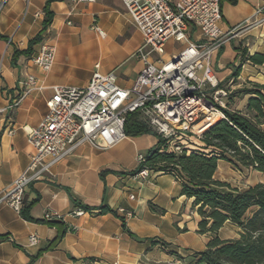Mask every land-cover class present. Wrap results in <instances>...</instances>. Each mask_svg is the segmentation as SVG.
Returning <instances> with one entry per match:
<instances>
[{"label": "crops", "instance_id": "crops-1", "mask_svg": "<svg viewBox=\"0 0 264 264\" xmlns=\"http://www.w3.org/2000/svg\"><path fill=\"white\" fill-rule=\"evenodd\" d=\"M47 1L0 0V33L7 38H0V108L4 109L0 113V199L29 163L33 148L28 132L47 112L52 85L84 86L95 64L100 63L102 72L116 71L118 83L129 87L143 67L134 57L143 36L121 0H98L93 4L71 0L51 2L54 20L43 33V39L49 38L56 46L52 69L48 73L29 69L30 56L25 54L14 61L15 48L27 49L29 40L42 31ZM221 7L222 30L234 29L215 58V73L223 83L233 74L231 65L239 57L241 44L264 49V0L236 3L222 0ZM95 21L105 31L104 36L92 29ZM196 34L192 27L191 38L195 39ZM168 44V55L184 46L183 42L181 47L168 49ZM33 48L38 50L40 43ZM30 72L37 77L33 87L27 83ZM30 87L32 90L17 107H8L12 98L21 96ZM157 143L156 135L143 134L127 136L107 149L88 143L80 145L53 165L45 178L27 187L23 206L32 203L30 216L34 221L25 219L8 202H0V264H88L90 258L100 260L101 264L173 261L175 255L158 249V241L182 256L183 251L204 250L208 242L199 246L203 236L195 233L198 221L193 228L187 222L189 214L197 213L191 207L193 199L181 194V182L169 173H159L145 181L132 174L139 165L138 154L146 153ZM226 164L231 163L220 160L218 169ZM217 174L218 170L215 177ZM70 194L80 204L93 208L124 207L132 216L121 215L137 237H131L112 213L73 216L71 211L76 206ZM131 194L134 199H130ZM48 210L58 212L64 219L54 220L57 225L35 221L43 219ZM62 229L66 233L61 241L55 248L47 249ZM32 234L38 236L35 244L29 243Z\"/></svg>", "mask_w": 264, "mask_h": 264}, {"label": "built area", "instance_id": "built-area-1", "mask_svg": "<svg viewBox=\"0 0 264 264\" xmlns=\"http://www.w3.org/2000/svg\"><path fill=\"white\" fill-rule=\"evenodd\" d=\"M93 4L98 0H71ZM126 13L143 36L135 57L143 67L129 87L118 83L116 71L102 72L96 63L89 82L84 86H51L52 95L47 100V112L38 125L28 132L33 151L29 163L13 181L10 189L0 199L21 212L23 198L31 182L46 177L50 168L61 162L80 145L88 143L107 149L128 135L126 117L139 111L147 125L167 143L171 151L181 152L193 130L207 112L220 110L224 103L219 99L231 92L223 87L216 76L213 61L230 40L234 29L222 30L221 0H121ZM70 24V22H69ZM192 27L196 37L190 36ZM92 29L100 36L105 31L95 21ZM183 41L182 49L168 55L170 41ZM56 46L45 38L40 48L29 58V69L37 68L48 73L54 64ZM37 77L28 73V86L36 84ZM27 88L21 96L9 102L17 107L30 93ZM215 101V102H214ZM4 109L0 108V113ZM225 115V114H224ZM225 118V117H224ZM140 171L137 176L148 180L154 176L146 165L145 153L137 156ZM134 199V195H130ZM119 214L132 216L124 207ZM98 210L76 206L71 214L76 217L94 216ZM64 216L48 210L45 221L63 220ZM38 236L32 234L29 243L35 244Z\"/></svg>", "mask_w": 264, "mask_h": 264}, {"label": "trees", "instance_id": "trees-1", "mask_svg": "<svg viewBox=\"0 0 264 264\" xmlns=\"http://www.w3.org/2000/svg\"><path fill=\"white\" fill-rule=\"evenodd\" d=\"M53 1L55 0H48L44 8L42 31L29 40L27 49L15 48L14 61L20 54L31 56L35 51L33 46L42 42L43 33L54 20V12L50 9ZM0 38L7 39L1 33ZM246 59L256 64L264 63V55L260 53ZM239 73L240 68L236 67L232 75L236 77ZM219 86L222 87L223 84L220 83ZM260 88L264 90V85L247 92L255 94L247 103L250 115L223 109L225 118L214 123L201 135L202 144H192L190 139L181 152L165 149L166 141L151 130L139 111L131 112L126 117L125 131L128 136H157L156 146L145 153L146 165L154 175L169 173L181 182V194L193 199L191 207L200 215L197 233L212 234L206 248L194 252L192 264H264V182L240 190L215 177L220 160L264 174V92ZM139 171L140 165L132 174L136 175ZM70 199L75 206L86 210L97 209L98 214L112 213L121 220L123 229L131 237H137L128 227L126 218L117 210L105 205L93 208L80 204L71 194ZM31 207L32 203L22 206L21 214L25 219L34 221L30 216ZM152 209L162 211L153 206ZM35 221L57 225L56 222L43 219ZM227 223L237 227V238H222L219 235ZM65 233L66 229H62L47 249L55 248ZM91 260L94 258H90Z\"/></svg>", "mask_w": 264, "mask_h": 264}, {"label": "rangeland", "instance_id": "rangeland-1", "mask_svg": "<svg viewBox=\"0 0 264 264\" xmlns=\"http://www.w3.org/2000/svg\"><path fill=\"white\" fill-rule=\"evenodd\" d=\"M134 29L136 28L134 27ZM182 44L183 41H176L174 43H169L168 49H171L173 47L175 48L181 47ZM239 50H240L239 57L237 58L236 63L232 64L231 66H233L234 68L239 67L240 73L236 77H233V75H231L229 78H226L224 80V82L222 83L223 84L222 87L225 88L226 90H230L231 92L228 94V96L223 97V99H219L218 103L221 104L222 101L225 105V109L236 110L242 112L243 114L250 115V112L247 110V103L249 98L255 96V94H247V92L264 85V63L256 64L255 62L247 60L246 58L256 53H260L264 55V49L260 47L254 48L253 44H250L248 46L247 45L243 46L241 44ZM243 53H245V55ZM134 57H135V53H134ZM213 68L214 71L217 72L216 60L213 61ZM260 89L262 90V92H264L262 88ZM221 119L223 118L221 117L219 120ZM190 135L193 136L191 137L192 141H189L192 144H196L195 142H199L201 139L200 137L193 135L191 133ZM165 149L171 151V149L167 148V146ZM216 178L222 182H226L230 184L232 188H239L240 190L246 189L249 186L257 184L259 182H264L263 173L254 171L252 169H246L241 167L238 168L232 164L230 165L226 164L225 167L221 166L218 169V174ZM199 220H200V215L198 213L189 214V216L187 217V222L189 223L191 228H193L194 223ZM197 228H198V224H197ZM195 233L197 235L203 236V237L199 236L202 240L200 241L202 243L201 244L199 243L200 244L199 246L208 242L212 237V234L210 233L203 235L197 233V230ZM219 235L222 238H237L239 236L237 227L231 225L230 223H227V225ZM158 243H159L158 249H162L164 252L168 254L175 255L173 261L170 262L168 261V263L166 264L193 263L195 251L192 253L189 252L187 253L183 251L184 255L182 256L174 252L172 253V251H170L171 252L170 253L164 243H161L160 241H158ZM88 264H101V261L94 258V260H91L90 263Z\"/></svg>", "mask_w": 264, "mask_h": 264}, {"label": "bare ground", "instance_id": "bare-ground-1", "mask_svg": "<svg viewBox=\"0 0 264 264\" xmlns=\"http://www.w3.org/2000/svg\"><path fill=\"white\" fill-rule=\"evenodd\" d=\"M207 116L202 119L199 123L195 124L193 130L196 134L200 135L209 129L214 123H216L221 117L224 118L225 115L220 110H214L212 112H207Z\"/></svg>", "mask_w": 264, "mask_h": 264}]
</instances>
